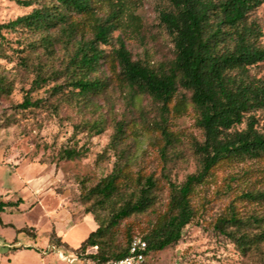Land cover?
<instances>
[{
  "label": "trees",
  "instance_id": "1",
  "mask_svg": "<svg viewBox=\"0 0 264 264\" xmlns=\"http://www.w3.org/2000/svg\"><path fill=\"white\" fill-rule=\"evenodd\" d=\"M10 1L24 7L35 5L30 13L0 24V58H5L9 46L5 34L22 33L32 38L21 49H12L19 64L36 73L30 90L40 89L49 80L64 76L69 94L90 104L94 96H101L110 88L109 79L95 76L102 62L109 59L115 80L128 90L132 99L148 97L158 106L160 118L154 122V128L164 141L162 152L180 139L170 126L190 106L196 114L195 126L203 134L201 141L192 142L198 170L181 184L169 182L170 198L165 211L159 213L143 235L135 236L128 229L124 245H119L115 241L118 228L134 216L154 211L161 185L153 173L134 171V161L125 149L118 152L129 134L127 122H116L115 133L106 149L116 153L113 170L89 189L82 185L79 199L86 215L93 216L97 229L77 249L63 242L52 230L51 245L72 249L84 264H107L128 256L133 240L141 238L148 244L149 259L152 253L182 240L184 229L196 216L193 199L215 172L248 161H264V125L261 126L257 117L258 112L264 113V80L251 75V68L264 62L263 31L252 19L264 0H161L159 25L171 38L175 56L172 61L157 66L151 61L133 59L121 37L112 54L107 55L100 48L112 45L114 33L123 27L126 19L138 20L132 10V0ZM59 44L69 57L62 70L50 71L42 63L38 50L54 58ZM13 90L14 81L0 74V100L10 96ZM54 92L61 94L62 85L54 87ZM43 103L33 101L27 93L18 108L27 110L41 107ZM104 127L105 121L99 120L87 123L86 130L100 135ZM84 156V151L77 147L59 152L63 161ZM256 172L264 178V168ZM244 174H251V170ZM234 180L235 177L230 178ZM236 198L263 204L264 185L243 189ZM21 204V200L0 201V224L4 225L1 214L7 208H18ZM214 228L243 255H262L264 215L243 214L234 200L216 219Z\"/></svg>",
  "mask_w": 264,
  "mask_h": 264
},
{
  "label": "rangeland",
  "instance_id": "2",
  "mask_svg": "<svg viewBox=\"0 0 264 264\" xmlns=\"http://www.w3.org/2000/svg\"><path fill=\"white\" fill-rule=\"evenodd\" d=\"M161 6V0H132V10L138 20L126 19L123 27L114 33L112 45H101L100 48L107 55L112 54L118 47V37H121L135 60L151 61L155 66L172 61L175 56L173 43L159 25ZM34 7L0 0V24L26 15ZM252 19L261 26L264 45V4L252 14ZM5 36L9 46L5 58H0V74L14 81V90L0 100V201L21 200L22 204L18 208H7L1 214L3 222L10 224L4 229L0 224V233L7 240L18 237L22 244H34L36 248L35 254H29L15 264H71L61 254L65 257L73 255L72 249L51 245V231L59 236L76 226L83 233L88 228L92 231L93 224L97 227L93 216L86 215L80 194L82 185L89 189L112 172L117 156L106 149L119 121L127 122L129 136L118 152L127 151L134 161V171L142 169L153 173L161 190L155 210L125 221L116 231L115 241L124 245L128 229L133 230L135 236L143 235L166 209L170 198L169 182L181 184L199 168L192 142L194 139L201 141L203 134L195 126L194 109L190 106L185 115L173 120L170 128L180 139L162 152L164 141L154 128V122L160 118L158 106L148 97L132 99L128 90L115 80L109 59L102 62L95 76L109 79L110 88L101 96H94L90 104H84L69 94L64 76L49 80L40 89L30 90L36 73L24 69L12 49H21L32 38L22 33ZM38 53L50 71L62 70L69 57L61 44L56 46L54 58L43 54L42 49ZM38 61L34 60V63ZM251 75L264 80V62L251 68ZM59 85H62L61 94L54 92V87ZM27 93L33 101L42 100V106L19 109L18 105L24 102ZM257 117L263 126L264 113L258 112ZM99 120L105 121L102 134L94 135L86 130L87 123ZM70 147L81 149L85 156L72 161L61 160V149ZM262 168L264 161H248L215 172L193 199L196 216L184 229L182 240L152 253L147 264H264V244L262 255H243L234 243L214 228L216 219L234 200L241 213L264 215V203L250 204L236 198L243 189L264 185L263 175L256 172ZM248 170L251 174H244ZM231 177L235 180L230 181ZM16 228L25 231L18 233ZM9 262L12 264L13 259Z\"/></svg>",
  "mask_w": 264,
  "mask_h": 264
},
{
  "label": "crops",
  "instance_id": "3",
  "mask_svg": "<svg viewBox=\"0 0 264 264\" xmlns=\"http://www.w3.org/2000/svg\"><path fill=\"white\" fill-rule=\"evenodd\" d=\"M3 224L4 225H1L2 229L7 227L10 223L3 222ZM78 228L79 226H76L71 228L68 232L59 235L61 238H63L64 242H68L75 249L79 248L82 242L89 236L91 232L96 230L97 227H95L93 224L91 226L92 231H89L90 229L88 228L84 231V233L79 231ZM19 230L21 229L16 228V232L19 233ZM32 237L37 238V236ZM34 247V244H22L18 237L7 240L4 238V235L0 233V264H10L9 260L11 259H13L12 264H15L16 262L18 263V261H20V259L24 258L25 256L29 254H35L34 249L36 248ZM16 248L19 250L15 251L14 249Z\"/></svg>",
  "mask_w": 264,
  "mask_h": 264
},
{
  "label": "built area",
  "instance_id": "4",
  "mask_svg": "<svg viewBox=\"0 0 264 264\" xmlns=\"http://www.w3.org/2000/svg\"><path fill=\"white\" fill-rule=\"evenodd\" d=\"M148 244L141 238H136L130 245L129 254L123 259L115 260L107 264H147L148 261ZM71 264H84L83 261L76 255H70L68 257L63 256ZM97 264V263H91Z\"/></svg>",
  "mask_w": 264,
  "mask_h": 264
}]
</instances>
